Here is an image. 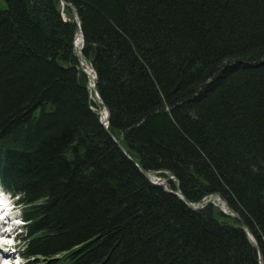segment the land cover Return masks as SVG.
Instances as JSON below:
<instances>
[{"label":"trees","instance_id":"obj_1","mask_svg":"<svg viewBox=\"0 0 264 264\" xmlns=\"http://www.w3.org/2000/svg\"><path fill=\"white\" fill-rule=\"evenodd\" d=\"M64 1L78 25L61 0H0V185L25 261L264 264V0Z\"/></svg>","mask_w":264,"mask_h":264},{"label":"water","instance_id":"obj_2","mask_svg":"<svg viewBox=\"0 0 264 264\" xmlns=\"http://www.w3.org/2000/svg\"><path fill=\"white\" fill-rule=\"evenodd\" d=\"M61 4L62 5H64V4H66V6L69 8V10H70V12H71V14H72V16H73V18H74V22H76L77 24H78V19H77V16H76V13H75V10L73 9V7L70 5V4H68V3H65V1L64 0H61ZM79 32H80V30H79ZM83 39V38H82ZM83 41V40H82ZM78 60H79V62L81 61V58L80 57H78ZM95 82L96 81H94V91H95ZM95 101L97 102V103H102L100 100H99V97H98V95L95 93ZM104 108L106 109V112H107V116H106V119L103 121V120H101L100 122H101V125L104 127V129L107 131V133L109 134V136L113 139V141L115 142V144L117 145V148L127 157V158H129V156L127 155V153H126V151H125V149L123 148V146L121 145V143L120 142H118L114 137H113V135L107 130V123H108V121H109V110L107 109V107L106 106H104ZM132 161V163L133 164H135V166H137L138 167V169L140 170V172L143 174V176L150 182V183H152V184H154V185H160L158 182L159 181H157V182H155V181H152L151 180V177H150V174H149V172L148 171H146V170H144L143 168H141L140 166H138L137 165V163L134 161V160H131ZM166 191L167 192H169V193H171V194H174V195H178L183 201H184V203L190 208V209H192V210H201L202 208H204L208 203H211L212 202V200L214 199V197L216 196L215 194H212L210 197H209V199L206 201V202H203V203H201V204H197V205H194V204H192V203H190L186 198H185V196L183 195V194H181L180 193V191H171V190H168V189H166ZM219 198H220V196H218ZM231 211V214L232 215H234V216H237L236 214H235V212L234 211H232V210H230ZM243 230L245 231V234L247 235V232H246V227L243 225ZM253 244V243H252ZM254 245V244H253ZM255 246V245H254ZM256 247V246H255ZM258 255H259V263L260 264H263V259H262V255H261V253L259 252L258 253Z\"/></svg>","mask_w":264,"mask_h":264},{"label":"bare ground","instance_id":"obj_3","mask_svg":"<svg viewBox=\"0 0 264 264\" xmlns=\"http://www.w3.org/2000/svg\"><path fill=\"white\" fill-rule=\"evenodd\" d=\"M73 44H74V47L77 50L80 49V47L82 45V35H81V33L79 31H77L75 36H74V43ZM82 67H83V69H84V67L86 68L88 73L86 71L85 72L88 74V77H89L90 81L94 82L93 81L94 80V73L92 72L91 68L89 66L85 65V63H84V65ZM106 113H105L104 110H102V113H101L100 116H101V119L103 121L106 119ZM14 177H15V175H14ZM16 218H15V220H16ZM6 221H8V219L2 217L1 213H0V264H3L5 259L8 260V261H5V262H11L12 259H13V255L11 253H9L8 251H6V249L8 247L7 246L8 243L6 242V239H8L10 237V235L7 234L6 230L4 229V225H5ZM6 252L9 253L10 255L6 254Z\"/></svg>","mask_w":264,"mask_h":264},{"label":"rangeland","instance_id":"obj_4","mask_svg":"<svg viewBox=\"0 0 264 264\" xmlns=\"http://www.w3.org/2000/svg\"><path fill=\"white\" fill-rule=\"evenodd\" d=\"M79 50V49H78ZM75 52H76V50H75ZM84 65V62H82V66ZM85 65H87V66H89L87 63H85ZM90 67V66H89ZM83 68V67H82ZM91 68V67H90ZM84 70L87 72V70H86V68L84 67ZM92 70V69H91ZM88 73V72H87ZM94 81V80H93ZM89 87H90V90H92L93 88V82H91L90 81V79H89ZM100 104V103H99ZM101 105V104H100ZM98 110V112H99V114L101 115V113H102V110H104L105 111V113H106V110L104 109V107L101 105L100 107H99V109H97ZM106 116H107V113H106ZM150 175H151V178H152V180H157L158 178H160V185L162 186V188L163 189H170V181L171 182H174L175 181V179L173 178V179H166V178H161V177H158V176H156L155 174H153V173H150ZM170 178V177H169ZM177 185V184H176ZM171 190V189H170ZM209 199V198H208ZM207 199V200H208ZM222 202H221V201ZM212 202L213 203H215L216 205H218V206H220L221 208H223V211L225 212V213H227V214H230V215H232L231 214V209L229 210V209H227V207H226V203H225V201L223 200V199H218V197L217 196H215L214 197V199L212 200ZM233 211V210H232ZM236 214V213H235ZM237 215V214H236ZM19 216V217H18ZM232 216H234V215H232ZM14 217L16 218V224H18V225H20V218H21V210H20V208H18V210H17V212L15 213V215H14ZM237 217V216H236ZM20 232L21 233H23V229H22V227H15L14 228V234H17V235H19L20 234ZM256 246V245H255ZM6 254H8V255H10L9 253H7L6 252ZM14 256V255H13ZM259 257V256H258ZM13 259H15V256H14V258ZM16 260V259H15ZM5 261H8L7 259H5ZM4 261V262H5Z\"/></svg>","mask_w":264,"mask_h":264}]
</instances>
